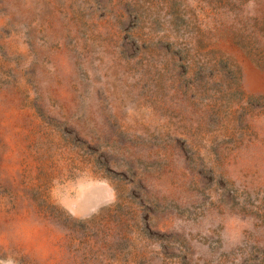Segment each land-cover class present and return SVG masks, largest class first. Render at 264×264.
<instances>
[{
	"label": "rangeland",
	"instance_id": "1",
	"mask_svg": "<svg viewBox=\"0 0 264 264\" xmlns=\"http://www.w3.org/2000/svg\"><path fill=\"white\" fill-rule=\"evenodd\" d=\"M0 264H264V0H0Z\"/></svg>",
	"mask_w": 264,
	"mask_h": 264
}]
</instances>
